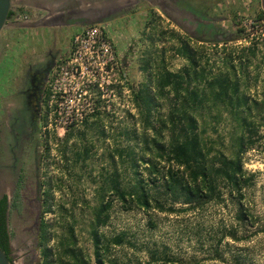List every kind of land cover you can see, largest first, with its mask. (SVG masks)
<instances>
[{"label": "rangeland", "instance_id": "374dc122", "mask_svg": "<svg viewBox=\"0 0 264 264\" xmlns=\"http://www.w3.org/2000/svg\"><path fill=\"white\" fill-rule=\"evenodd\" d=\"M65 1L12 0L13 10L21 9L28 13L29 19L15 20L13 15L9 18L0 32V53L39 50L60 52L61 59L64 58L71 50L72 36L77 31H74L75 27L61 24L39 27V22L33 18H37L34 17L38 10L36 3L51 10L59 8ZM119 1L123 2L102 0V3L110 5ZM188 1L197 10L207 9V14L213 16L216 25L225 32L222 38L190 36L169 15L144 0H130L125 9L99 23L112 42L120 81L115 96L104 97V100L109 99V108L100 109L99 122L95 113L66 129L57 116L50 117L48 88L61 59L53 67L41 106L39 129V148L44 150L40 166L45 200L43 206H28L23 202L21 207L12 209L9 232L13 264H41L37 220L47 224L46 243L54 252L61 249L60 240L68 239V229L72 227L73 247L81 251L89 264H95L92 230L98 206L99 174L106 171L108 150L116 145H131L134 142L132 131L140 132L142 128L133 89L147 83L150 72L162 68V58L165 68L170 71L185 66V60L175 52L176 46L184 39L192 46H202L204 57L201 62L209 59V64L215 63L214 69L220 65L224 49L233 50L237 62L241 49L247 46L244 42L236 43L241 37L237 31V18L242 14L258 16L264 11L260 8V0ZM148 50L152 53V67L145 70L143 64L148 58ZM247 71V93L261 99L264 96V48L256 46V56L251 58ZM244 77L241 75V82ZM241 88H244L243 83ZM127 90L132 106L126 102L124 92ZM104 100L101 104L105 105ZM160 103V111L165 113L168 102L161 100ZM98 126L103 128L104 134L98 131ZM207 128V134L213 138L215 133ZM231 129L226 120L218 126L227 155L233 151ZM85 147H89L88 157L75 160V154ZM242 163L246 175H252V179L240 195L233 193L230 196L224 191L221 199L216 198L196 211L165 213L151 209L144 212L137 207H123L110 195L109 198L113 199L110 217L99 232L104 236V244L105 240L119 234L123 235V242L110 244L103 253L105 260L117 264H264V127L258 130L256 144L243 154ZM139 172L145 176L144 167L139 166ZM124 174L126 180L132 177L129 168ZM47 204L51 205V210L42 212ZM238 205L249 211L251 219L246 222L237 219ZM230 231L239 239L233 240Z\"/></svg>", "mask_w": 264, "mask_h": 264}, {"label": "trees", "instance_id": "16d2710c", "mask_svg": "<svg viewBox=\"0 0 264 264\" xmlns=\"http://www.w3.org/2000/svg\"><path fill=\"white\" fill-rule=\"evenodd\" d=\"M13 13L10 10L8 18ZM175 52L185 60V66L170 71L162 58V68L150 72L148 82L133 89L142 124L140 132L132 131L134 142L116 145L107 152L106 171L99 174L98 206L93 219L95 264H117L111 260L107 262L103 253L110 244L123 242V235L119 234L105 240L104 244V236L99 232L110 217L113 203L110 195L123 207H137L144 212L156 209L165 213H185L203 209L216 198L221 199L224 191L230 196L240 195L251 182L252 175H246L243 169L242 156L256 144L258 130L264 127V96L258 99L247 93V68L251 58L256 56V46L241 49L237 62L233 50L224 49L220 65L215 69V63L209 64L207 58L201 62L203 47L192 46L188 40H181ZM151 55L148 50L143 64L145 70L152 67ZM241 75H245L243 82ZM161 100L168 102L165 113L160 111ZM224 120L229 121L232 128L231 155L226 154L223 136L218 132ZM207 127L215 133L213 138L207 134ZM98 131L104 134L102 127L98 126ZM123 133L128 134L127 131ZM89 152V147H85L75 154V160L85 159ZM139 166L144 167L145 176L139 172ZM127 168L132 171L128 180L124 174ZM3 202L4 199L0 201V247L7 254ZM50 210L51 205L47 204L42 212ZM236 217L242 222L251 219L249 211L239 205ZM39 229L41 264H89L81 251L73 247L72 227L68 229V239L60 240L61 249L57 252L46 243L48 229L42 220ZM229 235L233 240L239 239L232 231Z\"/></svg>", "mask_w": 264, "mask_h": 264}, {"label": "flooded vegetation", "instance_id": "af4514ba", "mask_svg": "<svg viewBox=\"0 0 264 264\" xmlns=\"http://www.w3.org/2000/svg\"><path fill=\"white\" fill-rule=\"evenodd\" d=\"M144 1L169 15L190 36L200 39L224 36L225 32L216 25L217 20L207 14V9L197 10L188 0ZM128 3L130 0L110 5L102 3L98 8L99 19L117 14ZM35 5L37 16L44 12L47 17L37 21L38 24L70 26L79 20V5L74 0H66L59 8L51 10L38 3ZM260 8L264 9V0H260ZM13 11L15 20L29 19L28 13L20 9ZM260 17L264 20V11ZM61 57L60 52L39 50L0 53V201L4 199L10 260L9 221L12 209L21 207L23 202L28 206H43L45 200L40 166L44 150L39 148L41 106L50 73ZM36 223L39 235L41 220Z\"/></svg>", "mask_w": 264, "mask_h": 264}, {"label": "built area", "instance_id": "2783aa9c", "mask_svg": "<svg viewBox=\"0 0 264 264\" xmlns=\"http://www.w3.org/2000/svg\"><path fill=\"white\" fill-rule=\"evenodd\" d=\"M241 37L237 44L264 48V20L257 15L242 14L237 18ZM118 61L112 42L100 24L86 25L72 36L71 50L62 58L48 88V108L69 127L75 122L109 108L108 98L118 92ZM128 92V93H127ZM127 104L133 105L129 90ZM102 100L106 103L101 104ZM130 101V102H129ZM56 120V119H55Z\"/></svg>", "mask_w": 264, "mask_h": 264}, {"label": "crops", "instance_id": "0c3cea01", "mask_svg": "<svg viewBox=\"0 0 264 264\" xmlns=\"http://www.w3.org/2000/svg\"><path fill=\"white\" fill-rule=\"evenodd\" d=\"M75 2H78L79 5V12H78V21L70 24V26H74V31H79L78 28L81 26L91 25V24H98L97 21L99 19L98 17V8L102 5V0H74ZM50 10V8H47ZM34 21H43L44 18H47L44 16V14L40 13L34 14ZM48 24H39V27L47 26ZM53 26L56 24H52ZM58 25V24H57ZM69 25V24H68ZM37 26V25H36ZM76 31V32H77Z\"/></svg>", "mask_w": 264, "mask_h": 264}, {"label": "water", "instance_id": "95a60500", "mask_svg": "<svg viewBox=\"0 0 264 264\" xmlns=\"http://www.w3.org/2000/svg\"><path fill=\"white\" fill-rule=\"evenodd\" d=\"M12 0H0V32L6 25L8 14L12 10ZM97 23H102L101 18ZM0 264H13L5 251L0 247Z\"/></svg>", "mask_w": 264, "mask_h": 264}]
</instances>
